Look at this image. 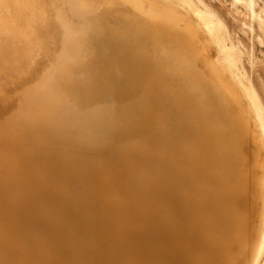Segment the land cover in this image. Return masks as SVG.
<instances>
[{"label":"bare ground","instance_id":"obj_1","mask_svg":"<svg viewBox=\"0 0 264 264\" xmlns=\"http://www.w3.org/2000/svg\"><path fill=\"white\" fill-rule=\"evenodd\" d=\"M68 1L0 0V264H228L248 229V174L236 151L225 155L219 147L210 156L204 140L198 154L193 145L169 146L140 133L129 141L120 133L124 141L113 154L87 153L74 164L62 163L61 152L73 153L74 140L81 142L71 117L88 85L85 78L70 83L62 69L86 70L96 47L90 25ZM201 17L212 45L235 66L213 21ZM201 52L215 70L206 49ZM41 56L47 58L43 72L35 65ZM246 91L253 128L264 143L263 112ZM101 113L80 112L82 126L94 128V137L117 134V128L104 129ZM217 121L214 138L227 144L234 135L226 138L224 120ZM84 173L97 200L96 224L85 237L79 232L71 239L66 226L76 228L91 206L65 195L62 181L74 183ZM41 205L50 209L43 212ZM257 234L252 264L264 252V226Z\"/></svg>","mask_w":264,"mask_h":264},{"label":"rangeland","instance_id":"obj_2","mask_svg":"<svg viewBox=\"0 0 264 264\" xmlns=\"http://www.w3.org/2000/svg\"><path fill=\"white\" fill-rule=\"evenodd\" d=\"M68 2L76 16L90 25L96 47L91 51L86 70L62 69L70 83L82 84V78L88 82L84 95L82 92L76 97L80 111L71 117L72 128L83 133L81 142L74 140L77 146L72 144L76 150L73 153L65 149L61 152L62 163L74 164L87 153L113 154L124 141L123 138L119 141L120 133L129 141L140 133L151 134L169 146L175 142L186 148L193 145L198 154L203 153L200 143L204 140L210 156H214L219 147L224 149L225 155L227 151H236L242 159L245 157L243 163L248 174V229L242 228L247 238L243 234L241 237L248 244L240 240L228 264H246L245 260L252 264L257 233L264 226V216L260 215L263 211L260 210L264 209L261 196L264 143L252 125L251 116L255 113L249 112L251 100L246 88L264 115V0ZM204 14L219 30L221 43L235 58V66L221 47L212 45L213 38L201 17ZM215 34L217 36V32ZM53 48H56L54 44ZM202 48L217 64L215 70L201 52ZM44 58L38 57L35 62L40 72L47 65ZM96 108L106 119L104 129L117 128V134L94 137V128L82 126L80 112L84 115L85 111ZM217 119L224 120L220 129L226 138L234 135L227 144H218L214 138ZM219 160V164L225 166L222 158ZM74 178V183L62 181L65 195L91 207H87L86 219H81L76 228L66 226L71 239L79 232L85 237L92 228L90 225L96 224L92 206H96L97 200L92 199L93 189L86 173ZM39 208L43 212L50 209L47 205ZM258 264H264V252Z\"/></svg>","mask_w":264,"mask_h":264}]
</instances>
